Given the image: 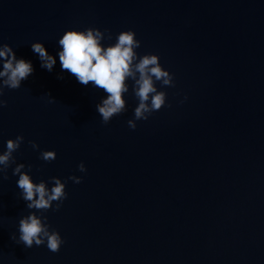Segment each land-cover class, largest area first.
Masks as SVG:
<instances>
[{"label":"water","instance_id":"1","mask_svg":"<svg viewBox=\"0 0 264 264\" xmlns=\"http://www.w3.org/2000/svg\"><path fill=\"white\" fill-rule=\"evenodd\" d=\"M88 28L111 34L105 47L133 31L138 57L159 56L174 77L156 82L166 105L135 130L131 79L126 111L104 124L107 94L61 70L59 39ZM0 44L34 68L2 97L0 154L24 142L0 180V264H264V0H0ZM21 163L49 189L66 181L60 210L43 213L64 241L57 253L10 239L35 211L12 174Z\"/></svg>","mask_w":264,"mask_h":264},{"label":"clouds","instance_id":"2","mask_svg":"<svg viewBox=\"0 0 264 264\" xmlns=\"http://www.w3.org/2000/svg\"><path fill=\"white\" fill-rule=\"evenodd\" d=\"M101 32L96 28H88L84 31H66L58 44L62 49L57 55L62 71H67L76 80L88 86L90 83L94 88L103 90L107 98H102L96 105V109L102 117L103 123L108 124L114 116H118L126 111V101L124 95L129 92L127 81H133L132 93L138 100V106L134 109V120H129V128L136 129V121L148 120L156 111L161 110L166 105L167 94L158 91L156 82L161 86L174 87V77L164 70L157 55H144L138 57L136 49L141 47L140 41L136 39L133 31L121 32L116 37V42L105 47L102 41L111 40V34ZM33 53L38 54L41 61V68L49 72L53 71L57 60L50 55L44 44H31ZM34 72L31 61L17 58L14 50L7 44H0V109L7 107V102L2 99L4 89L17 90L21 87V82L26 80ZM58 75L57 79H63ZM51 97L50 93L45 94ZM186 99V98H185ZM50 99L49 103H54ZM171 107V105H168ZM24 142V137L17 136L15 140L9 139L6 143V151L0 154V180H7V169L16 164L15 153ZM33 150H39V145L34 141H29ZM40 159L51 162L56 159L54 151H42ZM24 164H17L13 170V175L18 176L17 187L20 190V198L25 201L30 214L19 220L17 238L16 234H11L10 239L16 244H22L25 248L31 249L33 246L45 245L53 252L60 251L64 243L59 232L51 230L47 223V216L43 213L53 209L59 211L63 202L68 198L65 191L66 181L62 182L58 178H51L54 185L49 189L48 182L41 181L34 183L32 177L23 171ZM81 173L86 172L83 163L78 166ZM31 171V166L28 167ZM75 184L82 183V178L70 176L67 178ZM39 212L40 215L36 213Z\"/></svg>","mask_w":264,"mask_h":264}]
</instances>
